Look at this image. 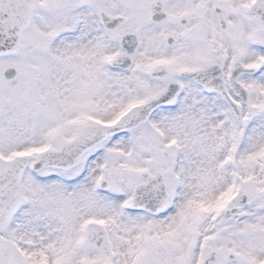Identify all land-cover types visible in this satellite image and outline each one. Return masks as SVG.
<instances>
[{
	"label": "snow or ice",
	"instance_id": "1",
	"mask_svg": "<svg viewBox=\"0 0 264 264\" xmlns=\"http://www.w3.org/2000/svg\"><path fill=\"white\" fill-rule=\"evenodd\" d=\"M0 264H264V0H0Z\"/></svg>",
	"mask_w": 264,
	"mask_h": 264
}]
</instances>
